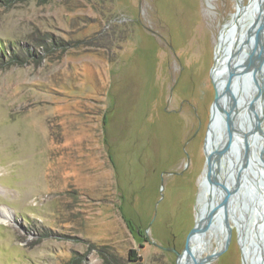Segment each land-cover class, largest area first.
<instances>
[{
  "label": "rangeland",
  "instance_id": "obj_1",
  "mask_svg": "<svg viewBox=\"0 0 264 264\" xmlns=\"http://www.w3.org/2000/svg\"><path fill=\"white\" fill-rule=\"evenodd\" d=\"M237 5L0 0V264H177L204 182L215 47ZM256 198L241 189L234 208L260 248ZM205 235L203 264H241L235 227L209 262L221 233Z\"/></svg>",
  "mask_w": 264,
  "mask_h": 264
},
{
  "label": "water",
  "instance_id": "obj_2",
  "mask_svg": "<svg viewBox=\"0 0 264 264\" xmlns=\"http://www.w3.org/2000/svg\"><path fill=\"white\" fill-rule=\"evenodd\" d=\"M250 1L248 0L247 5ZM257 1L256 14L244 32L240 34L243 26L240 24L241 17H238L237 8L230 21H234L233 29L238 30L234 41L222 49L218 45L215 47L214 64L210 73L215 96L210 107L204 141L206 179L208 186L215 189V199L209 201L207 207L197 213L194 227L186 237L182 252L171 250L177 258V264L180 259L194 260L196 264H202V261L197 259L202 254L201 242L195 246H191V243L197 237L202 238L207 231L214 233L215 237L218 233L226 234L222 248L214 252L206 262L216 259L227 248L233 227L237 232L241 264H264V210L259 217L258 225L260 232L263 233V239H260V248H258L254 240L250 238L248 246L253 249L247 261L244 245L248 234L245 233L244 226L247 230L249 223L242 224L241 217L236 215L234 208L241 189H244L247 194H255L256 186L261 189L256 182H252L254 186H250L251 182H246L244 177V174L253 166L251 163H258L257 160H259L262 163L260 165H264V137L261 141L260 137H256L255 134L258 132L262 136L260 124L261 117L264 116V0ZM237 3L241 5L240 1ZM247 7H241V11H244L242 16L246 15ZM226 26L228 24L223 27ZM220 59H223L225 63L224 70L220 72L224 74L223 82L218 87L214 76L220 71L218 65ZM249 75L250 80L248 81ZM250 85L254 88L255 94L245 104V108L241 109L242 95L249 91ZM258 103H261L263 107V112L261 111L260 114L256 110ZM250 119L255 121V124L249 127ZM213 126L220 131L210 140L211 151L208 153L205 146L209 130ZM231 168L235 170L233 177L228 173ZM258 198L253 207L257 205ZM241 208L247 209L246 203L241 204ZM220 211H222V216H220ZM249 211H253V208ZM256 252L257 256H255Z\"/></svg>",
  "mask_w": 264,
  "mask_h": 264
},
{
  "label": "bare ground",
  "instance_id": "obj_3",
  "mask_svg": "<svg viewBox=\"0 0 264 264\" xmlns=\"http://www.w3.org/2000/svg\"><path fill=\"white\" fill-rule=\"evenodd\" d=\"M237 1H240V3H241V5H239V4L237 5V8H238V11H239L238 17H241L240 18V20H241L240 21V24L243 26V29L240 32V34H242L244 32L245 28L247 27V24L245 25L244 22H248L249 17L252 20L253 17H254V15L256 14L258 1L257 0H251L248 5H243L242 4V1L243 0H237ZM241 7H247V10H245V12L247 11V13H246L245 16H242V14L244 13V11L243 10L241 11ZM234 26H235L234 21H232V22L228 23V26L223 27L222 30L220 31L219 40L217 42V45L219 46L220 49L225 48L229 43H232L234 41V39L236 37L235 30L233 29ZM245 53H244V55H245ZM224 63H225V61L223 59H220L219 60V64L218 65L220 67V69H219L220 71L214 76V78L216 80V83L218 84V87H220V84L223 82V75L224 74H220V72H222L224 70ZM249 76L247 78H249ZM248 81H249V79H248ZM238 94H240V93L238 92ZM254 94H255L254 93V88L250 85L249 91H247L245 93L246 96L245 95H242V99L243 100L240 101L241 102L240 103L241 104V109H244L245 108V106H246L245 104L249 101V99L251 97L254 96ZM256 110H257V112L259 114H260L261 111L263 112V107L261 106V103H258L256 105ZM244 115H247V114L244 113ZM262 119H264V116L261 117V120ZM254 122L255 121H253L252 119H250V121L248 122L249 127L250 126H253L255 124ZM215 131H216V127L213 126V127H211V129L209 130V133H208V139H207L206 146H205V150L208 153L211 151L210 140L213 138V135L212 134ZM219 131H220V129H219ZM255 134H256V137H258V138L260 137V140L263 141L261 134H259L258 132L255 133ZM257 161H258V163H251V165H253V166H251V168H250L249 171H251L252 174H250L249 171H247V173L244 174V177L246 179V182H251L250 186H254L252 182H256L257 185L261 186V189H259L257 186L254 189L255 194L257 196H259L257 205H255V207H253V211H251V212L249 211L248 212L250 215L253 216V218L255 217V218H258L259 219L260 215L262 214V211L264 210V199H263V197H264V165H260L261 162H259V160H257ZM231 170H229L228 173L232 172L233 173L232 174V177H233L234 176L233 168H231ZM202 178H203L204 182L202 183V191H201V193L199 195V199H198L199 209L197 210V213L200 210L203 211L207 207L209 201H212V200L215 199V189L210 188V186H208V184L205 183L206 169L204 170V173H203V177ZM206 181H207V179H206ZM257 209L259 210V212H257ZM220 213H221L220 216H222V211H220ZM8 220H9V216H7V214L5 212H3L2 210H0V223L1 224H6L8 222ZM258 225L259 224H257L256 227H258ZM214 226H216V223H214ZM252 226H254V220L251 221L249 223V225H248V229H249V231H248L249 234H248V239H247L248 241L244 245V247H245L244 248V251H245L244 254H245V257H246L247 261H249V258L251 256V252H252V249H253L250 246H248V242L250 241V238L253 240V235L250 232V227H252ZM211 231H213V230H211ZM210 233L212 234V232H210ZM262 234L263 233L261 232V236H262ZM201 240H202V238H200V237L198 238L197 237L191 243V246H195L198 242H201ZM225 240H226V234L221 233V235H219L217 237V239H216V248H215V250L209 256H207L206 261H208L211 258V256L213 255L214 252H217L218 250H220L219 247H220L221 244L223 246ZM257 254L258 253L256 252V255L255 256H257ZM197 259L200 260V261H202V262L204 261V260H201L200 259V256H198ZM204 263H206V262H204ZM178 264H196V263H195L194 260L191 261V260L180 259L178 261Z\"/></svg>",
  "mask_w": 264,
  "mask_h": 264
},
{
  "label": "trees",
  "instance_id": "obj_4",
  "mask_svg": "<svg viewBox=\"0 0 264 264\" xmlns=\"http://www.w3.org/2000/svg\"><path fill=\"white\" fill-rule=\"evenodd\" d=\"M50 46H51V47L59 46V43H56L54 40H52ZM129 258H131V260H133V261L138 260V257L135 255V252H134L133 250H131V251L129 252Z\"/></svg>",
  "mask_w": 264,
  "mask_h": 264
},
{
  "label": "flooded vegetation",
  "instance_id": "obj_5",
  "mask_svg": "<svg viewBox=\"0 0 264 264\" xmlns=\"http://www.w3.org/2000/svg\"><path fill=\"white\" fill-rule=\"evenodd\" d=\"M230 170H231V169H230ZM231 171H232V170H231ZM228 172H229V171H228ZM233 172H234V176H235V170H234V168H233ZM229 174L232 176L233 173L230 172ZM250 174H252V173H250ZM230 178H231V177H230Z\"/></svg>",
  "mask_w": 264,
  "mask_h": 264
}]
</instances>
